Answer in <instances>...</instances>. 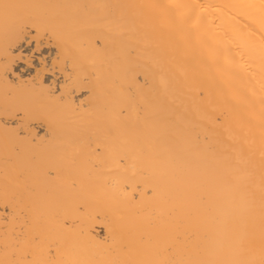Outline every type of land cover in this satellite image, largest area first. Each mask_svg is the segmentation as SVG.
Masks as SVG:
<instances>
[{
  "label": "bare ground",
  "instance_id": "bare-ground-1",
  "mask_svg": "<svg viewBox=\"0 0 264 264\" xmlns=\"http://www.w3.org/2000/svg\"><path fill=\"white\" fill-rule=\"evenodd\" d=\"M0 264H264V0H0Z\"/></svg>",
  "mask_w": 264,
  "mask_h": 264
}]
</instances>
